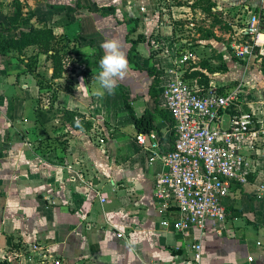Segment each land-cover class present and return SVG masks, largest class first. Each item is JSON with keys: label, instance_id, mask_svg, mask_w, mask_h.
Listing matches in <instances>:
<instances>
[{"label": "crops", "instance_id": "1", "mask_svg": "<svg viewBox=\"0 0 264 264\" xmlns=\"http://www.w3.org/2000/svg\"><path fill=\"white\" fill-rule=\"evenodd\" d=\"M168 1L19 0L21 27L27 30L34 19L51 27L73 42L71 55L78 60L68 80L71 92L58 89L57 100L45 103L36 75L50 80L53 65L46 55H37L33 73L27 65L36 48L0 58V264H192L196 242L201 243L199 264H264V135L255 141L249 137L243 148L247 183H233L222 200L225 222L208 226L201 235L196 229L183 235L160 226L163 219H175L177 209L159 213L153 190L164 168L149 163L136 144L139 132L133 122L146 113L162 133L159 152H167L170 131L160 113V90L179 56L176 48L184 44L192 45L181 51L196 65L194 74L211 73L209 82L221 91L240 85L241 109L251 107L257 116L253 130L264 129V75L258 65L233 59V32L223 29L225 23L231 29L241 26L252 15L264 20V0H208L210 13L191 0L186 10L189 16L195 12L197 26H187L196 39L192 43L178 39L179 8ZM0 7L7 10L0 9V16L14 13L12 0H0ZM130 19L137 23L126 24ZM114 37L126 58L127 39L144 40L136 46L137 66L128 62V74L115 93L98 99L91 93L104 54L100 45ZM198 58L202 63H196ZM204 63L223 66L209 72ZM81 78L85 87L77 92ZM187 82L198 87L192 78ZM64 110L83 112L92 129L70 127ZM233 113L224 111L211 127L228 128Z\"/></svg>", "mask_w": 264, "mask_h": 264}, {"label": "built area", "instance_id": "2", "mask_svg": "<svg viewBox=\"0 0 264 264\" xmlns=\"http://www.w3.org/2000/svg\"><path fill=\"white\" fill-rule=\"evenodd\" d=\"M232 32L229 45L237 60L246 65L264 63V20L259 15H252L241 26H232ZM189 61V55L181 51L160 90L163 109L172 118V145L162 155L154 131L137 133L135 142L148 155L149 163L164 168L156 175L153 190L159 213H166L169 207L177 209L176 218L163 219L160 226L183 235L196 229L201 235L208 226L225 222L228 213L222 200L233 183H247L249 169L243 148L249 137L255 141L264 135V129L253 130L257 116L251 107L241 109L240 85L221 91L212 81L203 89L183 80ZM228 109L234 110L229 127L212 128ZM260 190L264 193V186ZM117 236L123 238L120 233ZM191 250V263L199 264L201 243H194Z\"/></svg>", "mask_w": 264, "mask_h": 264}, {"label": "trees", "instance_id": "3", "mask_svg": "<svg viewBox=\"0 0 264 264\" xmlns=\"http://www.w3.org/2000/svg\"><path fill=\"white\" fill-rule=\"evenodd\" d=\"M12 4L14 13L12 15L6 14L0 16V58L7 57L11 52L21 53L22 50L26 48H36L37 54L29 57L27 71L32 73L35 72V68L37 65V55L39 53L46 55L47 59L53 65L50 80H45L39 77V75H36L38 89L43 91L49 89L52 86L50 84L55 83L52 82V80L62 79L64 83H67L68 80L71 79V73L65 75V61L67 60L68 56H72L71 54H73L72 52L75 46L73 42H71L68 38H65L62 34H55L51 27L40 24L36 19L31 22L30 27L27 30L23 29L21 27V23L23 21L21 4L19 0H12ZM197 4H201L207 13L211 12L210 3L208 0H197ZM132 22L137 23V19H130L125 21L126 24H132ZM132 28L135 29L134 26ZM132 28L130 30H132ZM141 40L144 39L140 37L136 40L127 39V43L130 44V48L127 53V60L131 65H135V67L137 66V63L135 62V58L137 56L136 46ZM63 43L69 45V48L64 47ZM65 48L67 49L66 51ZM206 70L210 72L212 69L208 68ZM197 74L199 75V73ZM188 78L189 76H186L185 73L182 75L183 80H188ZM158 80L159 77L157 76L155 79H153V83L150 86L148 93V96L150 98H153L155 96V89L157 87ZM208 82V79L203 82L199 81L198 86L206 89L208 86ZM64 91L68 92L67 90ZM69 92H71V90H69ZM57 97L58 91L52 98L51 103L57 100ZM157 100L158 96L156 101ZM155 108H157V106ZM162 112L164 114L163 118H166L168 122V130L170 131L169 141L171 142V146L173 143V134L171 131L173 125L172 118L165 109H161L160 113ZM63 116L65 122L74 129H81L86 131L92 129V124L87 121L83 115L76 111L64 110ZM133 122L138 132L149 133L151 131H156L159 139L161 138L162 133L160 129L153 125L152 121L146 117V113L139 118H133ZM161 154L164 155L165 153L161 152Z\"/></svg>", "mask_w": 264, "mask_h": 264}, {"label": "rangeland", "instance_id": "4", "mask_svg": "<svg viewBox=\"0 0 264 264\" xmlns=\"http://www.w3.org/2000/svg\"><path fill=\"white\" fill-rule=\"evenodd\" d=\"M169 2H171L172 5H175V6H177L179 8L178 14H177L179 20H178V23L177 24H178V26H180V29L179 30L177 29V31L180 34V38H178V39H188V41H189L188 43H192V42L196 41V39H194V37L191 36V32H192L193 29H196L197 26L195 25V27L192 28V30L187 28V26H189L190 23H196L195 18H193V15H195V12H191L193 15L189 16L188 15L189 13L186 10V8L190 6V3L189 2H191V0H169L167 3H169ZM3 6L6 7L7 5L6 4H3ZM0 9L2 10L3 8L0 7ZM2 11H5L6 12L7 10L4 8ZM223 29L225 30V31L224 30L223 31L226 32V34H228L230 31L232 32V29L230 28V25H228L226 23H225V28H223ZM209 32L210 31H208V34H209ZM57 35H60V34H57ZM202 36H206V32H203ZM223 39H225V42L227 41V43L230 40V39L228 40V37H225ZM63 45H64V47L69 48V45L64 44V43H63ZM183 45L184 44H180L178 46V48H176V50H178L179 53L181 52V50L183 49V47H188V48H191L192 47V45L191 46H186V45L183 46ZM195 45H197V44H195ZM66 48H65V51L67 50ZM229 48H230V45H229ZM231 55H233L232 52H231ZM74 56H75V58H73L72 56H68L67 57V60L65 61L66 74H69L72 71V68L74 67L73 64L76 63V61L78 60L77 57H76V55H74ZM198 59L199 60H197L196 63H200V62L202 63V61H203L202 59L203 58H201V59L198 58ZM233 59L236 60V58H233ZM239 62L241 64L244 63L242 61H239ZM204 64H206V65H204ZM204 64H203L204 66L203 65H201V66L202 67H205L206 69L211 68V67L212 68L214 67V68L220 69V67L223 66L222 64H218V65H215V66L214 65L211 66L210 64L207 65V63H204ZM252 64H254V63H252ZM255 65H258V64L255 63ZM194 66H196V65H192L190 63H187L184 66V73H185L186 76H189V78H192L193 80H196L198 82L199 81L200 82H203V81L209 79V75H211V73L210 74L208 73L206 75L205 73H202V72H196V74H194L195 70H192L194 68ZM258 66H259V70L264 75V63H262L261 65H258ZM197 73H199V75ZM50 85H52V86L49 89L44 90V92H43V101L45 103H48V101L50 102L52 100V98L57 93V90L58 89H60V90H67L68 92H69V90H71V84H70L69 81L67 83H64V84H61V85H57V83H53V84H50ZM236 85H237V83L234 84V86H236ZM242 90L243 91L244 90L246 91L247 89L244 87V88H242ZM243 95L246 98H248V99L250 97V94L249 93H245V94L243 93ZM258 96L260 98H262L263 95H262V93L259 92L258 93ZM254 103H255L254 106H255V109L257 110V112L258 113L261 112L263 110L261 108V105H260L261 101L254 102ZM82 113H81V115H83L85 117V115L82 114Z\"/></svg>", "mask_w": 264, "mask_h": 264}, {"label": "clouds", "instance_id": "5", "mask_svg": "<svg viewBox=\"0 0 264 264\" xmlns=\"http://www.w3.org/2000/svg\"><path fill=\"white\" fill-rule=\"evenodd\" d=\"M100 48L103 49L104 54L98 62L100 70L92 78L95 87L91 93L98 99H102L105 93L113 95L117 82L125 79L129 71L128 60L117 38L105 40ZM82 87H85L83 78L76 86V91L79 92Z\"/></svg>", "mask_w": 264, "mask_h": 264}]
</instances>
